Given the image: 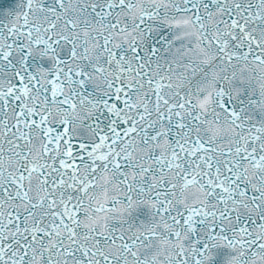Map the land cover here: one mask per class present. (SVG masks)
<instances>
[{"label": "snow or ice", "instance_id": "1", "mask_svg": "<svg viewBox=\"0 0 264 264\" xmlns=\"http://www.w3.org/2000/svg\"><path fill=\"white\" fill-rule=\"evenodd\" d=\"M0 264H264V0H0Z\"/></svg>", "mask_w": 264, "mask_h": 264}]
</instances>
